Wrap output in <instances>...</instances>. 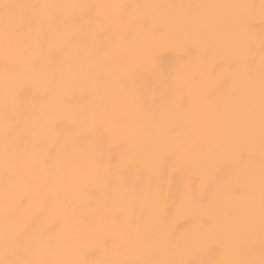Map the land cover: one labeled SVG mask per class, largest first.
Returning a JSON list of instances; mask_svg holds the SVG:
<instances>
[{"label": "bare ground", "instance_id": "1", "mask_svg": "<svg viewBox=\"0 0 264 264\" xmlns=\"http://www.w3.org/2000/svg\"><path fill=\"white\" fill-rule=\"evenodd\" d=\"M0 264H264V0H0Z\"/></svg>", "mask_w": 264, "mask_h": 264}]
</instances>
